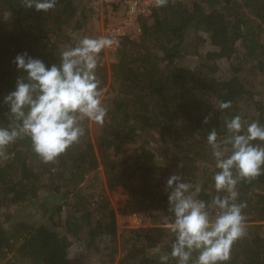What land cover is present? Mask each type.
Instances as JSON below:
<instances>
[{
    "label": "trees",
    "instance_id": "trees-1",
    "mask_svg": "<svg viewBox=\"0 0 264 264\" xmlns=\"http://www.w3.org/2000/svg\"><path fill=\"white\" fill-rule=\"evenodd\" d=\"M95 2L58 0L45 13L23 0H0V123L9 124L4 97L26 75L15 57L59 63L60 52L76 46L67 29L92 38L101 10ZM102 6L108 18L126 14L113 2ZM134 21L140 33L133 34L131 23L108 68L100 54L105 123L86 120L80 143L54 163H43L26 137L0 160V264H160L174 240L167 180L180 175L201 186L199 199L211 201L217 169L209 133L223 138L225 121L237 115L245 128L264 125V0H168L163 7L154 0L151 16ZM205 44L213 51L203 53ZM220 61L230 67L225 79L216 76ZM220 102L230 107L220 110ZM99 171L110 192L127 193L120 214H144L168 227L119 235L106 195L93 202L81 190ZM238 192L237 202L247 205L246 235L234 244L229 264H264V174L242 181Z\"/></svg>",
    "mask_w": 264,
    "mask_h": 264
},
{
    "label": "clouds",
    "instance_id": "clouds-1",
    "mask_svg": "<svg viewBox=\"0 0 264 264\" xmlns=\"http://www.w3.org/2000/svg\"><path fill=\"white\" fill-rule=\"evenodd\" d=\"M23 3L48 13L58 0ZM167 3L155 0L157 7ZM116 45L113 37H85L77 46L62 50L59 63L51 66L27 53L18 54L14 63L26 75L4 97L9 124L0 123V160H7V149L26 137L43 163H54L80 143L86 120L103 125L108 109L103 104L104 90L97 70L101 52ZM229 107L230 102L218 105L220 110ZM225 127L223 138L215 129L207 137L217 169L213 176L217 195L211 201L199 199L201 186L185 182L180 175L167 180L174 240L171 252L160 255V264H168L170 258L176 264H229L234 244L246 235L243 209L247 205L237 202L238 185L264 174V125L252 122L245 128L237 115L226 120ZM136 215L142 216H127Z\"/></svg>",
    "mask_w": 264,
    "mask_h": 264
},
{
    "label": "rangeland",
    "instance_id": "rangeland-1",
    "mask_svg": "<svg viewBox=\"0 0 264 264\" xmlns=\"http://www.w3.org/2000/svg\"><path fill=\"white\" fill-rule=\"evenodd\" d=\"M96 1L98 2H95V4L98 3L99 6H101V10L99 12L98 19L96 18V20L94 21L95 24H92L93 25V29H92L93 31L91 32L92 38L122 37L118 35V32L122 34V31L120 32V29H119V22H123L127 18L124 12L122 11V13H118L117 17L108 18L102 6L103 1L101 0H96ZM130 26L127 27L126 31L124 30L126 35L129 34ZM132 29L133 28H131V30ZM67 30H68V35H71L72 39L76 42V46L80 40L85 38L84 32H78L72 35L70 31L71 29L69 28ZM133 34H135L134 29H133ZM188 36L189 38H192L193 31H190ZM118 44H119V39H118ZM114 48L115 47L103 50L104 57L102 61L106 63L107 68L109 67L111 62H113L112 53H116V50H117V49L114 50ZM200 50L203 53H206L208 51H213V48L209 44H205L204 46L200 47ZM194 59L195 61L197 60V58H194ZM229 75H230V67L225 61H220L219 71L216 76L217 77L221 76L222 79H225ZM147 137H149L152 140L156 138V136H153L154 138L151 136H147ZM82 186H81V190L83 189V192L89 195L91 199L94 198L95 201H97L98 196L102 194L106 195L107 199L111 202L114 210L117 212L119 235H121V233L125 232L127 229H148V228L160 226V224L153 222V219L151 217L146 216L144 214H142V218H138V217L128 218L127 215L120 214L119 211L122 210L127 204V200H128L127 193L122 189L115 191V192H110L107 189L103 171H99V173L97 174H91ZM94 199H92L93 202H95ZM160 227L167 228L168 226L161 225ZM79 250H80V247L75 246V249L73 250V252L77 255L78 252L80 253ZM10 257H13V256L10 255ZM77 263L79 264V261H77Z\"/></svg>",
    "mask_w": 264,
    "mask_h": 264
},
{
    "label": "built area",
    "instance_id": "built-area-1",
    "mask_svg": "<svg viewBox=\"0 0 264 264\" xmlns=\"http://www.w3.org/2000/svg\"><path fill=\"white\" fill-rule=\"evenodd\" d=\"M103 1V0H101ZM106 2H113L116 6L124 9L126 12V19L123 22H119V29L122 34L118 32V35L124 36L126 35L124 30L126 31L127 27L131 25V23H135V19L139 15H143L144 17H149L152 14V5L154 0H104ZM134 30L136 33H140V28L137 23L133 24ZM117 41V45L114 50L118 47V37L114 38ZM138 218H142V216H135ZM131 218V217H128Z\"/></svg>",
    "mask_w": 264,
    "mask_h": 264
}]
</instances>
